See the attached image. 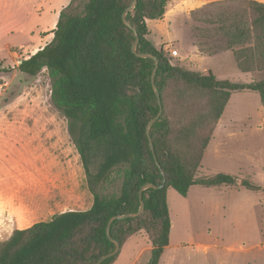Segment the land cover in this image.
<instances>
[{
  "label": "trees",
  "instance_id": "trees-1",
  "mask_svg": "<svg viewBox=\"0 0 264 264\" xmlns=\"http://www.w3.org/2000/svg\"><path fill=\"white\" fill-rule=\"evenodd\" d=\"M131 1L70 0L51 41L17 64L27 76L47 71L50 102L68 120L93 200L86 209L65 210L14 229L0 239V264H95L115 247L106 234L109 218L137 211L145 183L156 187L142 191L143 212L113 220L110 235L122 246L144 232L151 244L145 264H158L171 230L167 189L185 197L193 185L237 184L229 173L197 176V171L234 92H257L264 115V2L210 0L188 15L198 52H231L236 68L252 73L246 82L192 69L170 57L166 43L154 45L147 20L163 17L169 0H137L126 19L138 34L136 51L158 61V102L151 83L155 61L132 51L135 33L122 20ZM160 108L149 127L154 158L146 127ZM115 176L121 178L119 190L105 191ZM240 184L264 192L247 179ZM117 254L100 264H112Z\"/></svg>",
  "mask_w": 264,
  "mask_h": 264
},
{
  "label": "rangeland",
  "instance_id": "rangeland-1",
  "mask_svg": "<svg viewBox=\"0 0 264 264\" xmlns=\"http://www.w3.org/2000/svg\"><path fill=\"white\" fill-rule=\"evenodd\" d=\"M61 1L68 4L70 0H0V68L8 70L0 72V125L16 126V135L30 138L31 147L43 155L54 175L60 174L52 192L56 201L44 209L37 206L31 213H0L1 240H6L17 226L26 228L58 212L86 209L93 200L68 131V120L50 102L47 71L27 76L17 68L21 59L53 38L45 35L51 33L58 20ZM179 2L169 0L166 14L179 12L180 20L161 32L172 43L168 49L178 51L177 56L170 55L176 61L183 57L180 42L188 45L191 23L185 17L189 11L184 8L189 1L182 3L181 11ZM43 29L48 30L41 32ZM7 44L13 47L7 48ZM203 61L190 58L192 65L188 67L200 70L206 65L215 72L222 65L228 75L220 77L230 80L248 82L252 76L250 72H239L229 55ZM216 173L235 176L237 184L193 185L186 197L173 188L167 189L171 230L169 245L158 264H264V192L247 190L240 184L247 179L264 187V115L255 91L234 92L218 121L197 176ZM120 182L121 178L115 176L105 185V191L117 192ZM18 215L24 220L20 224ZM150 250L146 234L139 232L119 250L115 264H127L138 251L135 264H145Z\"/></svg>",
  "mask_w": 264,
  "mask_h": 264
},
{
  "label": "crops",
  "instance_id": "crops-1",
  "mask_svg": "<svg viewBox=\"0 0 264 264\" xmlns=\"http://www.w3.org/2000/svg\"><path fill=\"white\" fill-rule=\"evenodd\" d=\"M180 1L182 2H179V11H181V8L190 11L210 0H188L189 2L188 4H185L184 8L182 3L187 2V0ZM258 1L264 2V0ZM66 5L67 4L62 3L61 1L60 11ZM180 17L179 12L171 14L170 16H167L165 13L160 19L147 20L149 31L148 38L154 43V45L157 46L166 43L168 48L172 43L165 40L161 32L164 30V27L169 28L174 22L180 20ZM185 17L188 19L187 15H185ZM53 27H55V25ZM186 27L188 29V26ZM47 30L48 29H43L41 32ZM50 35L53 36L52 32L46 34L45 37ZM176 42L178 44V41ZM11 47H13V45L7 44V48ZM179 47L182 50L183 57L178 60L185 66L192 65L190 58L195 62H202L204 59L203 62L206 63L205 61L221 59L226 55L232 57V54L229 51L216 55L200 54L197 48L192 44L190 36L188 38V45H185L181 41ZM221 66L219 65L215 72L212 71L219 78H221L220 76L228 75V70ZM203 70L210 69L206 65H202L200 71ZM16 132V126L0 125V213H13L17 215L25 212L31 213L36 210L37 206H43L42 208L44 209V207L50 204L53 200L56 201V197L53 196L52 192L54 181L60 176V174L56 176L54 175L52 167L49 163H45L43 155L38 154L37 148L31 147L32 143L29 142L30 138L27 136L16 135ZM18 145L20 147H18ZM19 216L20 215L17 216L16 220L18 223H21L24 220L18 218ZM22 228L23 227L17 226V229ZM125 243L120 246V249H122ZM138 254L139 251L133 255V258H131L127 264H135ZM115 261L116 259L112 264H115Z\"/></svg>",
  "mask_w": 264,
  "mask_h": 264
},
{
  "label": "water",
  "instance_id": "water-1",
  "mask_svg": "<svg viewBox=\"0 0 264 264\" xmlns=\"http://www.w3.org/2000/svg\"><path fill=\"white\" fill-rule=\"evenodd\" d=\"M136 1H137V0H132L131 3L129 4V6L124 10V12H123V14H122V20H123V23H124L125 25H127L128 27L132 28L133 31H134V33H135V40H134V42H133V44H132V51H133L137 56H139V57H150V58L154 59V61H155V66H154L153 71H152V73H151V83H152V87H153V89H154V91H155V93H156L157 100H158V102H160V98H159V94H158V91H157V87H156L155 82H154V75H155V72H156V69H157V66H158V61H157L156 57H155L153 54H151V53H145V52H140V53H139V52L136 51V45H137V42H138V39H139V38H138V34L136 33V31L134 30V28L131 26V24H130V23L127 21V19H126V14H127V12L130 11L132 8H134V6H135V4H136ZM160 113H161V108L159 109L158 114H157L154 118H152V119L149 121V123H148V125H147V127H146V133H147V136H148V140H149L150 148H151V150H152V152H153V156H154V158H155L154 147H153V143H152L151 137H150V135H149V127H150V125H151V124H152V123H153V122L159 117ZM161 185H162V184H161ZM148 187H156V185L153 184V183H145V184H143V185L139 188V191H138V197H139L140 205H139V208H138L137 211H135V212H129V213H124V214H117V215H113V216H111V217L109 218V220H108V222H107V225H106V234H107V236L109 237V239H110L112 242H114L115 247H114V249H113L111 252L106 253V254H104L103 256H101V257L96 261L95 264H100V263H101L103 260H105L106 258L111 257V256H114L115 254H117V253L119 252V250H120V243H119L117 240H115L114 238H112L111 235H110V226H111V223H112L113 220H115V219H122V218H126V217H136V216L140 215V214L143 212V210H144V201H143V199H142V191H143L144 189L148 188Z\"/></svg>",
  "mask_w": 264,
  "mask_h": 264
},
{
  "label": "built area",
  "instance_id": "built-area-1",
  "mask_svg": "<svg viewBox=\"0 0 264 264\" xmlns=\"http://www.w3.org/2000/svg\"><path fill=\"white\" fill-rule=\"evenodd\" d=\"M169 52H170L171 56H177L178 55V51L176 49H170Z\"/></svg>",
  "mask_w": 264,
  "mask_h": 264
}]
</instances>
